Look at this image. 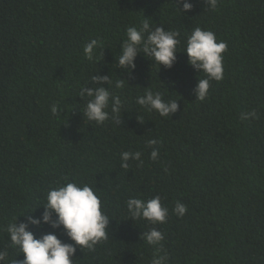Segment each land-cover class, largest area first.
<instances>
[{"label": "trees", "instance_id": "1", "mask_svg": "<svg viewBox=\"0 0 264 264\" xmlns=\"http://www.w3.org/2000/svg\"><path fill=\"white\" fill-rule=\"evenodd\" d=\"M189 2L183 14L180 0H0V250L8 251L0 264L24 259L3 229L39 217L49 190L69 182L90 186L110 219L106 239L77 246L74 264H151L157 253L165 264H264V0ZM146 18L179 33L177 59L159 69L140 54L129 74L115 57L126 29ZM196 27L226 44L223 78L210 81L203 101L194 88L205 75L183 53ZM93 39L89 60L83 49ZM95 75L109 76L103 86L122 102L114 114L110 101L103 124L82 112L91 97L81 89L97 87ZM146 91L178 110L163 117L139 106ZM125 151L140 161L121 167ZM156 196L165 223L129 218V198ZM153 227L164 236L158 244L141 237Z\"/></svg>", "mask_w": 264, "mask_h": 264}, {"label": "clouds", "instance_id": "2", "mask_svg": "<svg viewBox=\"0 0 264 264\" xmlns=\"http://www.w3.org/2000/svg\"><path fill=\"white\" fill-rule=\"evenodd\" d=\"M182 8L177 10L186 13L193 8L189 0H180ZM217 0H205L212 8L216 7ZM181 44L179 33L166 30L160 26H152L147 18L139 27L132 26L126 29V39L121 43V51L118 58L115 57V65L118 69L127 71L129 74L135 71L137 56L143 54L147 59L164 68H172L177 59V46ZM98 41L93 39L84 46V55L93 59L94 50ZM226 50L224 42H217L212 31L202 30L196 27L192 30L186 41L183 53L187 55V63L198 73L203 72L205 78L197 79L194 88L196 99L203 101L208 94L210 81H220L223 78L222 53ZM97 87H83L80 97H91L86 108L82 111L84 118L103 124L108 119L106 111L111 101L112 113H119L122 106L120 98L113 97L109 88V76L95 75L92 78ZM122 81H117L116 87H121ZM136 103L155 110L160 116L167 117L178 110V101L165 102L160 92L146 91L143 96L136 98ZM52 112H58V106H53ZM149 146L157 143L150 140ZM158 151L151 152V159L158 158ZM140 152H122L121 167L128 168L129 160L140 161ZM142 163V161H141ZM43 208L39 217L27 216L26 222L9 223L3 230L7 233L10 247L19 248L23 254L22 261L14 264H74L77 246L92 250L94 246L107 237V229L110 219L101 210V201L88 185L80 186L76 183H66L63 186L52 188L47 193L46 203L39 206ZM38 208V207H37ZM36 208V209H37ZM129 218L133 221L143 219L151 225L166 222L168 209L161 203L159 196L147 201L139 198H129L126 201ZM35 209V211H36ZM33 211L32 213H34ZM175 213L183 216L187 208L184 204L177 203ZM30 213V212H29ZM30 225L39 228L48 225L53 231L45 232L38 238L30 230ZM74 243H64L55 230H61ZM141 237L148 244H158L164 239L163 233L153 227L149 232L142 233ZM7 249L0 250V262L6 261ZM166 257L158 253L154 254L151 264H165Z\"/></svg>", "mask_w": 264, "mask_h": 264}]
</instances>
